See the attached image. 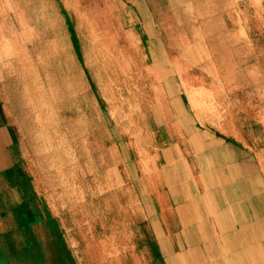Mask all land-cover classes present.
Wrapping results in <instances>:
<instances>
[{
	"label": "rangeland",
	"instance_id": "374dc122",
	"mask_svg": "<svg viewBox=\"0 0 264 264\" xmlns=\"http://www.w3.org/2000/svg\"><path fill=\"white\" fill-rule=\"evenodd\" d=\"M174 9L0 0V123L18 126L41 218L37 233L0 225V264H264V0ZM53 156L129 207L96 222L89 198L58 200L38 168ZM46 228L61 250L43 258Z\"/></svg>",
	"mask_w": 264,
	"mask_h": 264
},
{
	"label": "crops",
	"instance_id": "0c3cea01",
	"mask_svg": "<svg viewBox=\"0 0 264 264\" xmlns=\"http://www.w3.org/2000/svg\"><path fill=\"white\" fill-rule=\"evenodd\" d=\"M178 1V2H177ZM187 0H169V6L172 8L174 12L175 18L181 20L182 12L180 9H174L177 4H184ZM206 9V7H205ZM208 11L212 14L218 9L217 4L208 5ZM206 9V10H207ZM178 43V41H176ZM189 52H193L192 46L189 47ZM150 59V58H149ZM143 63H146V58H144ZM160 69V68H159ZM162 70V69H161ZM159 70L156 74H154V79L160 80L164 75V71ZM27 103V102H26ZM26 107V106H25ZM23 111V109H22ZM92 113H86L85 119H91ZM18 132V126L14 122H7L5 124L0 123V225H5L7 227L12 228L13 226H18L19 228H27L28 226H33L35 228V232L37 228L39 229L41 224L40 210L36 207V196L34 191L31 189L29 182L25 180V171L21 167L22 159L18 158L17 144H16V134ZM7 149L9 152L7 153ZM113 145L109 143L105 148H103L101 154L103 156L102 163L103 165L106 162V157L108 153L112 152ZM101 156V155H100ZM57 157L53 156L49 159H40L38 160L40 163L38 165L39 171L42 174V177L45 178L47 182V186L49 185L53 192H55L58 200H62L64 197L68 202H70V197L73 198H81L82 207L85 208V201H83V197L89 198L96 205L97 209L94 213V218H97L96 215L100 214L102 216H107L111 211L114 215V219L120 217L122 215L123 209H126V206L129 207V198H121L122 203L126 202L127 204H123V206L118 207L115 206L116 196H110L107 194V189L109 188L107 182L105 181V176H94L89 179V181L96 184L98 180H102V184L96 185L92 189H87L85 184L81 180L78 183L72 179L69 174H60L63 170L66 169L65 165L57 161ZM79 161H82V158H79ZM146 158H144V154L142 157V167L144 170V162ZM145 172V170H144ZM171 173V172H170ZM165 175V177L172 176ZM80 177H85L80 174ZM68 189L67 191L60 192V186L65 185ZM45 187V185H44ZM83 196V197H82ZM72 202V201H71ZM241 204V203H240ZM115 207L118 208V212H114ZM113 208V209H112ZM78 217H80L78 212H76ZM76 213L73 212H65L67 216V221L70 225H72L73 221H75ZM81 216L84 217V213L81 212ZM12 230V229H11ZM42 230V227H41ZM10 231V230H8ZM50 231V229H49ZM37 233V232H36ZM41 244H39V251L43 254V258H48L49 255L46 253V250L51 251L53 254H56L59 250H61L60 240L56 242L55 236H50L48 234V230L46 228V234L42 235L40 238ZM65 241V239H64ZM80 264H85L83 261L78 260Z\"/></svg>",
	"mask_w": 264,
	"mask_h": 264
},
{
	"label": "bare ground",
	"instance_id": "6f19581e",
	"mask_svg": "<svg viewBox=\"0 0 264 264\" xmlns=\"http://www.w3.org/2000/svg\"><path fill=\"white\" fill-rule=\"evenodd\" d=\"M115 20H116V19H115ZM120 34H121V32H120ZM95 35H96V34H95ZM150 54H151V53H150ZM152 55H153V54H152ZM154 63H155V62H154ZM156 66H157V65H156ZM156 69H157V68H156ZM155 72H156V71H155ZM155 74H156V73H155ZM207 179H208V178H207ZM227 223H228V222H227ZM227 223H226V224H227Z\"/></svg>",
	"mask_w": 264,
	"mask_h": 264
}]
</instances>
